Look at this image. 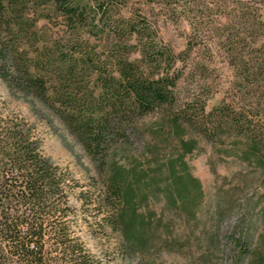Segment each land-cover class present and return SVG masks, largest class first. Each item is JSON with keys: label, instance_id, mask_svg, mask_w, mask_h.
Segmentation results:
<instances>
[{"label": "rangeland", "instance_id": "1", "mask_svg": "<svg viewBox=\"0 0 264 264\" xmlns=\"http://www.w3.org/2000/svg\"><path fill=\"white\" fill-rule=\"evenodd\" d=\"M84 1L86 23L79 26L65 23L66 18L50 0H39L34 6L28 0L27 15H31V9L38 12L32 34L36 39L15 41L33 59L48 45L62 65L72 57L87 55L85 65L78 59L70 72L62 68L45 76L55 91V101L66 112L82 110L79 119L89 122L91 130L97 122L103 124V142L98 150L88 153L75 130L66 127L36 97L9 88L0 71L1 129L14 122L30 128L41 152L64 178L65 212L50 219L64 221L66 232L73 241L83 244L91 264H264V138L254 135L257 128L263 126L264 130V75L260 73L264 71L247 74L237 69L233 74L226 63L224 40H218L216 52L203 53L216 63L204 72L210 85L203 87L200 95L207 98L205 110L222 97L240 110L239 127L223 128L219 134L205 137L198 126L182 119L185 129L179 136L174 132L171 114L157 109L144 113L130 110L123 88L115 91L105 86L111 76L124 84L115 61L126 57V51L128 59H137L144 72L158 65L140 57L142 40L114 33L106 18L103 27H98V0ZM137 4L134 0L131 6ZM210 6L211 10H204L205 23L213 24L215 18L224 23L220 6ZM259 12L264 20V2ZM112 14L115 19L120 14L126 16L129 7L117 2ZM151 16L155 19L151 31L154 48L173 52L183 48L188 33L186 21H171L159 7ZM263 37L264 29H258L246 41L257 46ZM37 64L45 73L44 64ZM187 76L179 82V102L186 101L192 92L193 80ZM117 98H124V103L119 104ZM188 107V112L193 111L201 119L196 104ZM191 136L195 138L194 148L181 159L186 168L177 159L174 170L181 178H185V172L195 176L200 191L187 184L186 191L177 194L169 159L177 158L182 151L180 138ZM254 140L257 147L251 149L249 144ZM116 165L124 167L132 183L138 177L137 184L146 194L140 209L151 214L144 239L129 250L120 247L117 233L103 221L106 212L92 201ZM235 236L239 245L232 240Z\"/></svg>", "mask_w": 264, "mask_h": 264}, {"label": "trees", "instance_id": "2", "mask_svg": "<svg viewBox=\"0 0 264 264\" xmlns=\"http://www.w3.org/2000/svg\"><path fill=\"white\" fill-rule=\"evenodd\" d=\"M27 1L0 0L2 77L9 88L20 89L36 97L66 127L75 130L88 153L96 151L103 142V124L97 122L91 130L89 122L79 119L82 110H77L74 114V110L66 112L65 107L55 101V91L51 90L45 76L62 68H65V72H70L78 59L80 64L85 65L87 55L78 59L72 57L66 65H62L64 63L54 59L48 45L45 46L47 48L42 46L41 55L34 56V59L26 54V49L19 48L15 40L36 39L32 34L35 32L33 27L38 12L31 9V15H27ZM38 1L29 0L33 6ZM50 1L54 9L66 18L65 23L79 26L86 23L84 0ZM133 1L95 2L98 27H103L101 25L106 18L107 22H111L109 25L114 33L118 32L127 39L133 36L142 40L140 57L149 64L158 66L144 72L136 63L137 59H128L129 51H126V57L115 61L124 84L111 76L110 83L105 86L109 85L115 91L123 88L127 108L130 110L144 113L157 109L171 114L174 132L179 136L185 129L180 122L182 119L190 125L198 126V132L205 137L219 134L223 128L239 127L241 111L235 110L229 101H224V97L204 109L207 98L200 95V90L210 85L204 72L214 67L216 61L206 58L203 53L216 52L218 40H224L228 55L226 63L232 67L231 71L234 70L233 74L237 69L241 73L246 71L247 74L254 70L264 71V37L257 46H251L246 41L258 29H264V20L259 12V5L264 0H216L212 4L220 6L225 22L218 23L215 18V23L210 25L205 23L203 17L204 10H211V0H135L139 3L135 7L131 6ZM117 2L129 7V14H120L115 19L112 18V10ZM155 7L167 13L173 22H180L182 19L186 21L188 33L185 34L184 46L180 50L173 52L170 49L154 48L151 31L155 19L151 15ZM114 51L115 48L112 52ZM39 62L44 64L42 68L45 73L39 71ZM260 73L264 75V72ZM187 75L193 80L192 92L186 101L179 102V82ZM117 100L121 105L124 103V98ZM190 104L197 105L201 119H197L193 111L188 112ZM262 128L263 126L254 130V135L259 139L264 138ZM180 139L182 151L177 158L169 159L175 191L181 194L186 191L187 184H190L199 192V181L195 176L183 171L185 178H181L175 173V161L178 159L185 169L182 155L190 152L195 145V138L192 136ZM249 146L255 149L256 140ZM137 180L138 177H135L132 183L125 176L124 167L116 165L106 176L103 186L92 196L94 205L106 212L103 221L117 233L120 247L126 250L144 239V230L151 216L149 210L140 209L146 194L140 189ZM63 185L64 178L57 166L41 152L39 141L32 135L30 128L18 122L5 126L4 129L0 127V264H91L89 253L81 242H75L69 236L64 221L56 220L55 217L50 219L65 212L67 194ZM232 240L239 245L238 236Z\"/></svg>", "mask_w": 264, "mask_h": 264}]
</instances>
